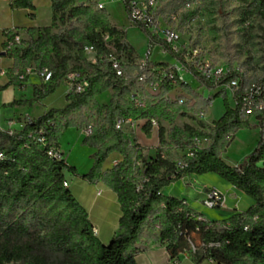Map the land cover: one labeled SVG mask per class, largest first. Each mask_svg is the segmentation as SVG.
Wrapping results in <instances>:
<instances>
[{
	"label": "trees",
	"instance_id": "obj_1",
	"mask_svg": "<svg viewBox=\"0 0 264 264\" xmlns=\"http://www.w3.org/2000/svg\"><path fill=\"white\" fill-rule=\"evenodd\" d=\"M14 7L35 10L34 0H10ZM102 0H51L53 25L38 32L36 39L21 40L9 47L17 34L7 33L4 55L14 61L13 74L18 77L23 70L43 68L52 71L49 85L36 90L31 101H17L12 106L33 105L54 94L72 72L86 75L89 88L84 93L67 94L68 105L52 109L38 119L27 117L25 127L13 136L0 130V264H137V247L143 239L166 246L171 259L189 254L196 264L205 260L217 264H264V140L258 142L255 151L240 165L227 164L222 155L233 143L240 130L255 129L251 115L239 107L229 105L225 91L203 98L184 83L161 85L160 91L169 93L183 88L195 99L190 105L173 108L163 99L150 100L147 87L155 88L160 73L152 63L145 71L135 68L132 75L125 67V79H117L108 65H94L84 57L83 48L93 47L105 55L109 49L118 54L134 57L135 49L127 41V33L110 23L107 10L99 9ZM126 14L130 15L131 0H122ZM249 3V0H245ZM257 9L264 16V0H258ZM59 21L62 29L53 32ZM85 27L80 29L79 23ZM70 22V25H67ZM134 26L144 32L151 48L160 47L191 74L200 87L214 91L239 78L232 72L220 82L209 81L199 70L190 66L176 54L170 45L152 36L140 24ZM79 36L77 39L76 37ZM109 37V41L105 37ZM82 47L83 63L71 68V53ZM68 51L69 54H65ZM264 53V50H263ZM2 54V53H1ZM169 64H159V71H168ZM143 74L146 82H139ZM244 82V79L242 80ZM112 91L107 105L97 98ZM136 95L145 99V107L139 108L131 99ZM224 100L225 113L207 131L203 121L197 127L174 126L167 134L160 128L158 138L161 149L147 159L139 145L131 146L122 132L115 128L118 118L134 120L160 119L174 124L176 117L193 113L205 116L216 98ZM184 106V107H182ZM94 114L102 125L93 123ZM92 132L83 145L96 149L94 165L82 179L91 185L105 184L117 196L122 216L119 233L108 245H103L94 233L95 227L87 211L65 187L67 175L79 176L77 170L65 160L55 161L48 157L29 138V134L43 130L49 146L60 149L59 139L70 129ZM149 126V125H148ZM150 127H145L149 132ZM200 150L192 159L180 156L175 150ZM118 153L123 160L107 172L103 166L109 156ZM185 164L177 168V162ZM260 165V163H262ZM142 166V167H141ZM144 173L141 184L134 175ZM215 174L254 201V205L241 213H235L222 221H210L201 214L184 206L185 200L163 195L165 188L176 184L183 177ZM142 186L140 190L138 187ZM190 243V244H189ZM195 249V253L191 250Z\"/></svg>",
	"mask_w": 264,
	"mask_h": 264
},
{
	"label": "rangeland",
	"instance_id": "obj_2",
	"mask_svg": "<svg viewBox=\"0 0 264 264\" xmlns=\"http://www.w3.org/2000/svg\"><path fill=\"white\" fill-rule=\"evenodd\" d=\"M257 1L258 0H249V3H246L245 0H156V19L162 30H171L178 36L176 44L171 45V47L176 50L178 55L182 56L190 66L199 71L207 66H211L215 69H240L244 75L245 81L250 82L261 77L264 73V16L257 9L255 4ZM102 3L105 5L110 15V23L127 33V41L136 51L134 57L129 54H122V60L124 63L130 64L128 71L133 76L136 75V65L145 62L149 52L151 53V55L148 56L150 60H152L151 65L156 70L159 69V62H173L172 57L169 54L163 53L160 47L151 48L144 32L138 28H132L133 25L128 20V15L126 14L122 0H102ZM67 25H70V22H67ZM79 27L80 29L85 27L84 21L79 23ZM60 29H62V25L58 18L57 22L54 24L53 32L57 33ZM76 38L78 39L79 36ZM65 54L67 55L69 52L65 51ZM71 57L69 62L71 68L81 65L83 63L82 47L75 49L71 53ZM84 57L88 61V57H86V55H84ZM178 66L182 68L181 64H178ZM84 77H86V75H84ZM185 78L191 90L203 98H208L224 91L222 88L208 91L200 87L193 77L185 76ZM60 86L61 87L56 93L49 98L50 102L48 100L46 106H49L51 103V105L57 109L66 107L67 100L64 96L66 92L64 86L66 87V83L63 82ZM109 92L97 98L100 104L104 105L103 102L99 100L100 97L105 99V96L108 95ZM149 92L151 101L155 103L162 99L164 101H169L174 104V109H177L178 105L175 103H177L179 99L190 101V105L195 102V99L181 88L165 94L164 91L161 92L158 89L153 91L150 90ZM67 94H69L68 90ZM225 95L228 98L230 107L233 108L234 103L231 95L226 90ZM10 99H13L12 93H4L2 96V100L4 101ZM13 103L15 102L9 105L10 109L19 107L17 105L12 106ZM7 111L8 110L4 113L11 114ZM183 112L184 110L176 117L174 124H170L163 120V118H160L159 127L155 129L157 135L160 128L165 129V135L167 136L168 132L174 126L180 128L185 125L197 127L200 121L206 119L208 123H203L205 129L210 131L212 129L211 123L219 120L225 112L224 100L222 97L216 98L213 105L208 109V113L205 117L201 115L197 116L193 113L182 116ZM34 113L37 114L38 110ZM9 121L14 123V129L18 131L21 129L20 123L25 120L14 118L6 121L5 124L7 125ZM92 121L95 125L97 123L102 125L97 114H94ZM251 124L255 129L240 130L237 132L233 143L222 155V158L227 164L231 166L240 165L255 151L257 142L260 141V132L257 130L259 128L256 126V119L253 118ZM6 125L3 127L0 126V128L6 129ZM68 130H66V134L64 136L62 135L59 139V144H61L62 150L69 156L71 166L74 168L76 167L78 173L88 174L94 165V159L90 157L88 149L93 148L83 145V141H80L78 138L75 128H70ZM173 148L180 156L188 152V150H177L175 146ZM262 164L263 162L260 163V165ZM143 173L144 170L142 169L140 173L134 175L135 182L139 185L141 184ZM67 176L70 184H72L76 175L68 174ZM209 189H216L222 192L216 187H211L206 190ZM200 195L199 185L193 186L190 197L193 206L200 210H205V213L210 214L211 217L216 216L220 209H207L202 204L203 200L199 201L202 198ZM243 197L244 201L240 203L239 210L246 211L252 199L245 194ZM195 200H198L200 203L195 204ZM93 216L97 222V216L95 214H93Z\"/></svg>",
	"mask_w": 264,
	"mask_h": 264
},
{
	"label": "crops",
	"instance_id": "obj_3",
	"mask_svg": "<svg viewBox=\"0 0 264 264\" xmlns=\"http://www.w3.org/2000/svg\"><path fill=\"white\" fill-rule=\"evenodd\" d=\"M35 10L16 8L13 6L10 0H0V54L3 53L5 45L7 44L8 38L7 33L13 32L17 34L23 41H30L36 39L38 32L45 28H49L53 25V10L51 0H34ZM132 28H136L132 26ZM172 57V56H171ZM172 63H165L171 66H175L178 62L174 59ZM162 61V60H161ZM152 62V60H151ZM161 62L158 63V65ZM14 67V61L5 55H0V126L6 125V121L21 118L25 120L27 117L32 119H38L45 113L54 108L50 105L46 106L49 97L43 99L39 103L33 105L27 104L22 107H13L10 109V104L17 101H31L34 98V93L36 90L42 88V81L39 79L37 73L34 69H26L30 72L28 73L25 82L19 83L16 74L12 73ZM24 71V70H23ZM61 87V86H60ZM59 87V88H60ZM58 88V89H59ZM64 94L65 98L67 96V88ZM57 89V90H58ZM56 90V91H57ZM4 93H12L13 99L2 100ZM56 93V92H55ZM112 98V92H109L105 96V99L100 97L99 100L103 102L104 105L109 104ZM50 102V100H49ZM68 102L66 101V106ZM9 106V109H8ZM8 110L11 114H5ZM38 110V113L34 112ZM7 111V112H8ZM225 113V112H224ZM224 115V114H223ZM140 128L135 133V138L138 145L143 149L144 156L147 159L153 158L158 150L160 149V142L155 130L149 128V132L146 133V121L141 119L138 120ZM203 122L208 123L207 119ZM214 122V121H213ZM211 123V125L213 124ZM21 129H23L24 122L20 123ZM258 130V129H257ZM69 131V130H68ZM67 131V132H68ZM66 132L62 135L64 136ZM76 134L80 141L86 137L83 131L76 129ZM60 143V142H59ZM258 144V142H257ZM257 147V145H256ZM90 152V157L96 152L95 149H88ZM60 152L64 156V160L68 165L70 164L69 156L62 150L60 144ZM123 157L118 153H113L109 156L108 161L103 166V172L114 167V163H120ZM77 170V168L75 167ZM78 173V170H77ZM86 173H78L79 176L74 177V182L70 184L67 176V182L69 183V189L71 190L74 197L81 204V206L87 211L90 219L97 231V237L103 245H108L112 238L118 234L119 220L122 216L121 207L118 202L117 196L110 190L105 184L98 183L96 185H91L84 181L82 177ZM199 185L201 199L205 198V190L211 187H216L221 190L227 196V206L225 209L217 212L216 216L211 217L210 214H206L205 210L198 209L191 203V192L192 187ZM163 195L167 197L177 198L179 200H185L187 206L194 210L195 212L201 214L204 218L210 221H222L225 220L235 213L245 212L244 210H239V205L244 201V194L229 183L225 182L219 176L215 174H206L205 176H188L183 177L176 184L171 187L165 188L162 191ZM195 204H198V200H195ZM254 205L252 200L249 204V208ZM248 208V209H249ZM247 209V210H248ZM97 216V222L93 216ZM140 250L139 254L136 256L137 264H196L189 254H182L177 259H171L167 248L165 245L157 242H146L145 239L137 246ZM200 264H217L209 260H205Z\"/></svg>",
	"mask_w": 264,
	"mask_h": 264
},
{
	"label": "built area",
	"instance_id": "obj_4",
	"mask_svg": "<svg viewBox=\"0 0 264 264\" xmlns=\"http://www.w3.org/2000/svg\"><path fill=\"white\" fill-rule=\"evenodd\" d=\"M156 0H131V8H130V15L128 16V20L134 26V24L142 25L147 31L154 37H157L165 42H167L170 47L173 44H176L178 40V36L171 30H162L157 19H156ZM99 9L106 10L105 5L102 1L99 3ZM21 38L17 35L12 42L8 43V46L11 47L14 44H20ZM106 41H109V37H105ZM171 49L178 54L176 50L172 47ZM84 54L88 57V62L94 65H108L110 71L113 73L114 77L117 79H125V70L124 68L130 66L129 63H124L122 60V54L116 53L113 49H109L107 54L100 55L98 52L91 46H85L83 48ZM5 53V50L2 54ZM1 55V54H0ZM151 53L149 52L146 57V61L140 64H137L139 71H145L149 64H151V60L148 56ZM178 64H180L178 62ZM171 66L168 71H159L154 69L155 72L160 73V78L155 86V88L147 87L148 91H153L156 89H160L161 85L165 84L167 81L171 84L177 83H184L189 85L185 76H191L186 69L182 66ZM35 71V70H34ZM30 71L24 70L22 74L18 76L19 83L22 84L25 82L26 77ZM36 72V71H35ZM209 81L211 82H220L223 80L227 75L234 72L239 76V78L232 80L229 84L224 85L222 88L224 91L226 90L232 98L234 103V108L239 107L240 110L248 115H251L254 119L257 120L256 126L259 128L258 131L260 132V139L264 140V73L261 77L254 79L250 82H246L244 79V75L240 69H215L211 66H207L200 71ZM39 79L42 81L43 85H49L52 82L53 74L47 68H43L40 72H36ZM192 77V76H191ZM244 79V82L242 81ZM148 80L147 75L143 74L139 77V82H146ZM66 88L69 93L76 92V93H84L89 88V81L86 77H84L80 73L72 72L67 75L65 78ZM181 88V87H178ZM177 88V89H178ZM183 89V88H181ZM135 102L136 106L139 108L145 107V99L140 98L136 95L133 96L131 99ZM186 102L185 99H179L177 101L178 105H184ZM202 117H205L202 115ZM146 126L152 130H155L159 127V120L158 119H151L145 120ZM14 123L9 121L6 125V129L0 128L1 131L8 133L9 135L13 136L17 133L14 129ZM25 127V122L23 128ZM115 128L118 132H122L125 137L128 139L129 144L131 146L138 145L137 140L135 138V133L140 128V124L138 120H134L133 118H123L120 117L115 122ZM22 130V129H20ZM92 126H90L84 133L86 136L91 134ZM29 138L33 143L37 144L41 149L47 150V155L51 159L55 161H62L64 160L63 154L60 152V149H55L52 146H49V141L45 136L43 130H40L36 133L29 134ZM200 141H197L196 149H189L187 154H185L186 158L192 159L195 155V152L200 150ZM3 158L2 153H0V159ZM118 163H114L116 166ZM185 164L182 161L177 162V168L183 169ZM65 187H69V183L65 182ZM142 186L138 187L140 190ZM184 206H187V202H183ZM202 204L210 210L214 209H225L227 206V196L225 193L220 192L216 189H209L205 191V198L202 201ZM94 233L97 235V231L94 230ZM192 253H195V249L191 250Z\"/></svg>",
	"mask_w": 264,
	"mask_h": 264
},
{
	"label": "water",
	"instance_id": "obj_5",
	"mask_svg": "<svg viewBox=\"0 0 264 264\" xmlns=\"http://www.w3.org/2000/svg\"><path fill=\"white\" fill-rule=\"evenodd\" d=\"M4 55V54H3Z\"/></svg>",
	"mask_w": 264,
	"mask_h": 264
}]
</instances>
